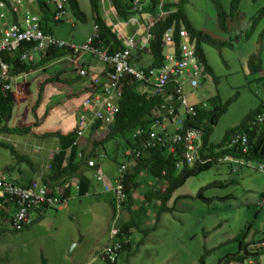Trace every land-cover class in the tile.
Listing matches in <instances>:
<instances>
[{"label":"rangeland","instance_id":"1","mask_svg":"<svg viewBox=\"0 0 264 264\" xmlns=\"http://www.w3.org/2000/svg\"><path fill=\"white\" fill-rule=\"evenodd\" d=\"M84 9L87 11L85 6ZM263 9L264 0H243L237 13L233 12V0H188L183 5L186 19L196 31L219 43L226 42L223 46L202 45L215 76L207 75L202 87L189 96L191 104L207 102L213 96L221 97L223 104L231 103L228 113L213 125L210 144L214 146L225 141L229 132L251 127L245 121L260 109L264 100L263 93L256 94V89L264 86L259 79L261 74H253L250 68L257 55L264 70V16L260 15ZM222 12L227 14L225 22ZM66 19L73 20L78 27L83 25L71 14ZM85 28L92 31L91 26ZM69 29L66 25L57 36L64 38L63 31ZM132 57L136 67L149 68L153 60L149 54L139 55L135 50ZM33 79L36 77L32 76ZM186 90L189 93V88ZM74 99L77 103L76 96ZM76 105L59 109L53 121L47 117L44 127L73 130L72 112ZM67 111L71 112L68 116ZM64 118L68 120L67 126ZM108 132L107 129L103 137L96 139L90 137L89 142L93 149L102 151L97 158L102 173L116 176L125 161L124 141L118 138L103 147L101 142L95 145ZM10 139L21 151L18 137ZM2 153L12 159L9 151ZM231 169L228 164H218L189 178L168 204L174 211L166 213H161V204L154 198L162 194L167 183L152 178L147 171L143 173L141 188L132 195L135 204L124 207L126 220L134 219L127 211L131 207L138 216L133 250L121 255L118 264H224L228 256L239 253L240 243L248 246L262 242L264 174L251 167L239 173ZM99 194L105 195L104 189ZM146 195H151L153 200L147 201ZM198 195L206 201L198 199ZM106 197L92 195L76 199L70 203L68 212H48L45 219L24 233L5 231L0 238V264H44L43 259L47 264H108L102 260V252L111 241L109 231L115 213L109 203L114 196Z\"/></svg>","mask_w":264,"mask_h":264},{"label":"built area","instance_id":"2","mask_svg":"<svg viewBox=\"0 0 264 264\" xmlns=\"http://www.w3.org/2000/svg\"><path fill=\"white\" fill-rule=\"evenodd\" d=\"M24 2V0H0V9L3 11L0 18L5 19L4 12L6 11L14 16L19 14ZM48 3L56 9L54 22L59 23L64 20L69 0H48ZM143 10L142 3L139 0H134L133 12L139 14ZM165 17L167 14L162 13L156 17V20L147 24L148 31L150 32ZM41 19L40 16L28 14L24 17L23 25H13L4 29L0 27V54L14 53L24 43H30L35 46L30 52L23 55V62L35 63L37 56L45 54L51 49L65 52L76 61L90 56L104 64L105 68L100 73H92L78 64L75 66L77 75L87 80L91 89L80 105L75 129L76 141L82 138L88 128L93 127V124L95 125L97 122H101V129L111 127L115 123L121 111L119 103L123 97V83L132 79L138 84L139 89L145 90L152 86L150 88L152 94L164 93L168 96V99L160 105L163 116L155 121V127L150 131L139 129L135 132V138L147 135V139L142 142V147L144 149L166 147L175 156H179V152L182 151V159L177 162L178 169L183 167V158L188 167L195 164L206 165L211 161V159H203L201 156L203 147L201 131L187 124V120L196 116L197 109L196 106L190 105L189 96L202 87L204 78H207L208 74L206 64L197 56L195 45L190 42L189 35L184 28L177 33L174 27L163 36L161 48L164 51V61L160 69H142L132 63V52L140 48L134 42L127 43L124 49L112 53L111 48L104 44L100 28L96 25L91 37L84 45L79 46L47 35L42 29ZM176 38H179V46H177ZM10 79L9 67L0 59V81L4 82L2 89L11 90L10 83L6 82ZM169 83L174 84L171 87L173 89L171 92L166 89ZM186 87L189 88V93L186 91ZM199 106L202 109H207L208 104L200 103ZM263 124L264 103L262 113L254 126ZM248 144V135L240 131L232 137L230 147L241 145L247 151ZM126 155L133 157V150H128ZM78 157L80 160L85 159L82 152ZM86 162L89 169L96 168L94 160L90 159ZM260 170L264 173V165H261ZM239 171L240 168L234 169L235 173ZM125 177L126 167L122 168L120 178L115 184L108 182L101 171H97L95 174L96 181L102 184L104 191L114 196L118 214L125 210L124 207L129 200ZM71 186L77 192L80 191L79 180L72 182ZM68 188L70 187L65 184L64 189L55 190L43 181H35L30 186L22 187L0 177V221L3 223L4 229L17 234L24 233L35 225L38 215L46 210L66 211L69 199L65 197V190ZM261 205L264 207V201ZM123 233L122 229L113 228L111 243L102 252L104 262L118 263L125 246L131 241L128 237L121 240ZM248 249V256L244 260L231 264H264V243L253 244Z\"/></svg>","mask_w":264,"mask_h":264},{"label":"trees","instance_id":"3","mask_svg":"<svg viewBox=\"0 0 264 264\" xmlns=\"http://www.w3.org/2000/svg\"><path fill=\"white\" fill-rule=\"evenodd\" d=\"M139 1L144 6L143 12H146L148 16L150 15V17L155 18V20L156 17L160 14H167V17L159 21L156 26L152 30H150L149 33L152 37V40L149 44L148 50L145 52L141 51V49L139 48L136 50L139 55L149 54L153 59L152 64L149 68H140L160 69L163 66L164 61V51L161 48L163 36L168 30L174 27L177 33L179 32V30L182 29V27H184V30L189 35L190 42L195 45L197 56L203 61L204 64H206L207 74L209 76H215V72L209 63L207 55L202 49V45L208 44L213 46H223L226 44V42L219 43L218 41L213 40L210 36L204 35L203 33L196 31L193 26L189 24L183 11V5L184 3H187L188 0H148V6H146L145 3L147 2V0ZM253 1L257 2L258 0ZM89 2L92 9L94 22L100 28L101 38L104 41V44L107 47L111 48L112 53H115L116 51H121L123 47L120 39L115 35L111 28H108L106 26L104 20L102 19V9L100 5L101 1L89 0ZM112 2L115 10L117 11L118 16L121 19L128 20L130 17L136 16V14L133 12L134 0H113ZM242 2L243 0H233L234 13L239 12V8ZM41 9L43 13L41 25L43 31L47 35L54 36L53 33L55 28L60 27V25H62L63 22L67 20L66 18L69 16V14L73 16L75 21L82 24L87 23V17L81 11L79 3L76 0H69V3L66 8V17L59 23L54 22V17L56 14V9L54 6L49 5L46 0H42ZM220 10L223 11V6H221ZM226 15L227 14L222 12L221 16L224 18L223 22H225ZM260 15L264 16V9L261 10ZM1 20L3 19H0V27L2 28ZM223 27L224 29H226V23H223ZM34 46L35 44L24 43L21 48L18 51H15L14 53L0 54V59L4 61L11 70L9 73L10 77L13 78L17 75L29 73L32 72L34 69H37V66L35 67L34 63H24L22 61L23 55L27 52H30ZM177 46H179V39H177ZM64 53L65 52L62 51L49 49L45 53V59L60 58L62 57V55H64ZM132 62H134V57H132ZM250 68L253 74L260 73L261 75H263V77L259 79L264 85V70L260 63V58L258 61L257 55H254L250 63ZM73 72L68 73L66 70H62L59 71L57 75H62V77L65 80H68L69 82L84 79L83 77L77 75L75 71ZM57 75L51 78V80H59ZM0 82V87H2V83L4 84V82ZM173 86L174 84L169 83L168 87L166 88L167 91H173V89L171 88ZM149 89H139L138 84L131 79V81L125 86V88H123V97L119 103L121 111L117 116L115 123L111 127H108L109 132L106 137L95 143V145H97L101 142V145L103 147L106 142H114L118 138H121L124 141L125 161L120 165V175L122 168L126 167L125 184L127 188L129 204L133 203L132 195L134 194V191L141 188L140 183L142 181L141 178L143 177L142 174L146 171L149 172L152 178L167 183V187L162 192V194H156L154 198L161 204V213H166L174 211V209H170L168 207V204L172 200L175 192L180 189L189 178L196 176L202 171L211 169L214 165L228 164L230 168H232L231 170H233V172L235 168H240L241 171L245 167H251L260 170L261 165H264V124L260 126H254V123L257 120L256 117H259V115L262 113L264 100L262 101L260 109L253 113L245 121V124L249 123V125L252 127L246 128L245 131H242L246 133L249 138L247 151H245L244 147H242L241 145L230 147L232 137L235 134L239 133L242 130V127L229 132V134L225 138V141H223L220 145L214 146L210 144V137L212 134L213 125H215L217 121L221 119V115L228 113L231 103L223 104L221 97L219 96H213L207 102H199L194 104L190 103V105L196 106L197 109L196 116L193 119L187 120V124L188 126H191L192 128L201 131L203 143V147L201 149V156L203 159H211V161L208 162L206 165L195 164L192 167H188L183 158V167L182 169H178L177 162L181 161L182 159V151H180L179 156L176 155V157L175 155L170 153L169 149L166 147L144 149L142 147V142L147 139V135H141L138 138L134 137L135 132L139 129L145 131H150V129H153L155 127V121L157 119H161L163 116V112L160 108V105H162L166 101V99H168V96L164 93L152 94L151 89ZM10 92V90H5L4 92L0 90V126H2L3 122H8L11 119L13 108ZM262 93L264 94V86L262 88L256 89L257 95H260ZM193 94L194 92L191 93L190 96H192ZM200 103H207V109H202L199 106ZM92 128L94 130H99L101 128V122L95 123ZM29 131L30 129L8 128L7 124L0 128V134L5 133L10 135H22L28 134ZM52 136L58 137L60 139L61 151L54 157L52 162V168L54 170L53 176L47 177L45 179L46 182L44 183L49 186H52L53 188H55V190H57L58 187L64 189V185L67 184L70 188L65 190V194L69 196V191L73 189L71 186L72 180L76 177H79V194L81 196H85L90 183L89 180H87L80 172L81 168L83 166H86L88 168L86 161L90 159L96 161L97 158L101 157L100 153L102 151L98 150L96 152V150L94 149L90 156L85 157V159L78 161L77 163V148L75 147L76 132L74 131V133L68 134L67 136H62L60 134H54ZM0 146L10 150L13 155L17 158H25L17 151H15L10 145L0 144ZM68 149H71L70 158L68 159V163L64 164L66 161V152ZM128 150H133L134 158L126 155ZM138 153L139 156H137ZM105 155L107 156L106 152ZM145 198L147 201L153 200L151 195H146ZM197 198L206 201L202 198L201 195H198ZM263 201L264 199L262 200V202ZM2 226L3 223L0 221V238L1 235L6 231ZM123 228L130 232L131 235L127 234L126 237L130 238L131 241L128 245L125 246L121 255L129 253L133 249L132 227L130 224H127ZM135 228L137 230L138 226L136 225ZM124 238L125 236L124 234H122L121 240H123ZM260 243H264V240ZM249 246L251 245L249 244L248 246H244L243 243H240L239 253L233 256H228L224 260V264H231L232 262L244 260L246 257L244 253L248 252Z\"/></svg>","mask_w":264,"mask_h":264},{"label":"crops","instance_id":"4","mask_svg":"<svg viewBox=\"0 0 264 264\" xmlns=\"http://www.w3.org/2000/svg\"><path fill=\"white\" fill-rule=\"evenodd\" d=\"M24 1V5L20 9L19 14L14 16L8 11L4 12L6 17L5 19L1 20L3 29L11 27L13 25H23L24 17L28 14L40 16L42 18V0ZM76 1L79 3L81 11L86 15L87 23L83 25L81 24L82 26L78 27L76 26V22H74L73 20H66L62 25H60V27L55 28L53 35L61 40L72 42L76 45L82 46L93 34L96 24L94 22V17L92 15V9L89 0L87 1L88 3H85L83 0ZM100 1L102 9V19L104 20L106 26L108 28H111L115 35L120 39L123 49L125 48L127 43L134 42L135 44L139 45V49H141V51H147L151 42V35L148 31L147 24L153 22L155 18L152 19V17H150V15L148 16L146 12H142L139 15L136 14V16L130 17L128 20L121 19L113 6V0ZM46 2L48 3V0H46ZM148 2V0L147 2H145L146 6H148ZM84 6L86 7L87 11H85ZM0 15H3V11L1 9ZM66 25H69L71 29H69L67 32L63 31L64 35L61 36L64 38L57 36L60 30L66 28ZM86 26H91L92 31L90 32L89 30H87L85 28ZM45 58V54L37 56V61L34 63V66H37V69H34L29 73L17 75L13 78L11 77V79L9 80V83L11 85L10 95L13 111L11 119L8 122H3L2 126H0V128H2L5 124H7L8 128L30 129L28 134H0V144H7L12 146L15 151L25 157L22 159L17 158L10 150L0 146V177H4L5 179H7V181H10L14 184H20L24 187L30 186L35 181L46 182L45 179L47 177L53 176L54 170L52 168V162L54 157L61 151V141L58 137H54L52 135L60 134L62 136H67L68 134L74 133L78 123V115L81 102L91 90L88 86L87 80L79 79L74 82H69L68 80H65L62 75H57V73L62 70H66L68 73L73 71L76 72L75 66H77V64L80 66H84L92 73H100L105 68L104 64L99 63L97 60L90 56H86L79 61H76L72 56L65 53L60 58ZM10 71L11 70L9 68V73ZM56 75L58 76L59 80H51V78ZM32 76H35L36 79L32 80ZM261 77H263V75H261L259 78ZM130 81L131 79L124 81L123 87L125 88V86ZM0 90L2 92L5 91L1 87ZM75 96L77 97V103H75ZM73 104H77L73 107L72 112V115L74 117L73 130H62L57 128V126L52 128L49 127V129H46L44 127L48 122L46 120L47 117H50V121H53L58 114L59 109H70L72 108ZM35 105H37V107L34 109ZM69 113L71 112L67 111L65 112V115L68 116ZM67 121V118H64L65 126H67ZM106 130L107 129L94 130L92 127H89L82 138L77 139V141L75 140V147L77 148V163L78 161H81L78 157L80 152H82L85 157H88L94 151L89 142V138L92 137L93 139H96L97 136L103 137V132H106ZM12 136L18 137L17 141L21 145L22 152L12 144V140L10 139ZM3 150L9 151L12 159L3 154ZM70 154L71 149H68L66 152V161L64 164L68 163ZM95 162L97 164L95 169L92 170L88 169L86 166H83L80 171L83 176L87 180H89L90 183L85 196H81L79 194L80 191L77 192L74 188L69 191V196L65 194V197L69 199L68 209L66 210V212H68L70 209V203H72L76 199H84L92 195L107 198L106 195H109L105 191V195L99 194V191L101 189L103 190V187L99 185L94 178L97 171L103 172V170L102 165L97 160ZM106 175L105 177L107 181L115 184L117 179L120 178V167L118 175ZM77 180L80 181L79 177L74 178L72 182H76ZM59 189L61 188L58 187L57 190ZM133 201L134 196L132 198V202ZM109 203L112 204L115 213V221L113 223L111 231H109V239H111V233L114 227L122 229L125 237L127 236V234H130L128 230H125L123 228L127 224L131 225L134 235V231H136L135 226L137 225V215L134 214L132 210L133 207H131L127 211H129L130 213L129 217H132L134 219L126 220V210H123L121 214H118L115 208L113 197L112 201ZM134 204L135 203L133 202L132 205ZM48 212L59 211L46 210L45 212L38 215L36 223L45 219ZM132 242L134 246L133 236ZM109 243H111V241H109L107 245Z\"/></svg>","mask_w":264,"mask_h":264},{"label":"water","instance_id":"5","mask_svg":"<svg viewBox=\"0 0 264 264\" xmlns=\"http://www.w3.org/2000/svg\"><path fill=\"white\" fill-rule=\"evenodd\" d=\"M74 246H75V245H74ZM244 255H245V256H248V254H247L246 252L244 253ZM43 262H44V264H47V261H46L45 259H43Z\"/></svg>","mask_w":264,"mask_h":264},{"label":"clouds","instance_id":"6","mask_svg":"<svg viewBox=\"0 0 264 264\" xmlns=\"http://www.w3.org/2000/svg\"><path fill=\"white\" fill-rule=\"evenodd\" d=\"M106 129H108V128H106ZM100 130H103V129L100 128ZM104 130H105V129H104Z\"/></svg>","mask_w":264,"mask_h":264}]
</instances>
